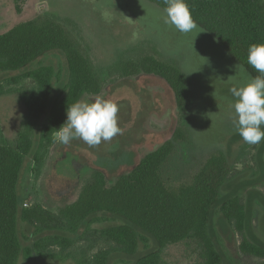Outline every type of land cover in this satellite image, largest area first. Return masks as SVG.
I'll return each mask as SVG.
<instances>
[{"label":"rangeland","instance_id":"obj_1","mask_svg":"<svg viewBox=\"0 0 264 264\" xmlns=\"http://www.w3.org/2000/svg\"><path fill=\"white\" fill-rule=\"evenodd\" d=\"M20 8L17 13L12 0H0V34L39 18L61 24L89 57L102 83L98 96L119 106L118 124L122 129V134L96 147L80 139L69 145L53 139L51 145L42 146L39 162H29L21 178L23 208L38 205L58 215L77 200L95 169L101 170L111 184L129 169L121 158L125 152L131 151L127 155L139 160L163 142L173 141L180 130L182 139L174 140L173 150L162 166L163 180L171 186L190 184L208 157L223 152L231 172L211 214V237L223 256V264H261V260L242 254L239 246L245 236L264 247V140L249 145L235 130V98L230 89L243 86L251 77L236 69L238 64L229 59L224 48L208 33L182 34L165 25V12L144 0H25ZM146 57L179 66L188 87L180 107L175 106L172 92L162 80L147 75L122 76L124 64ZM61 62L60 57L51 56L41 64L60 68ZM11 75H0V81L10 80ZM4 86L0 94V131L8 146L15 149L26 130L37 145L36 129L27 125L25 106V98L35 92L34 82ZM96 97L83 95L79 101L91 103ZM234 196L247 210L243 235L219 213L220 203ZM117 223L82 226L76 233L66 234L73 243L69 247H50L41 256L33 254L29 262L20 259L18 264H76L85 253L110 249L113 245L94 230ZM21 228L28 232L26 227ZM163 258L167 264H202L199 247L190 241L169 246ZM133 261L124 255H112L110 263Z\"/></svg>","mask_w":264,"mask_h":264},{"label":"trees","instance_id":"obj_2","mask_svg":"<svg viewBox=\"0 0 264 264\" xmlns=\"http://www.w3.org/2000/svg\"><path fill=\"white\" fill-rule=\"evenodd\" d=\"M12 1L20 13L25 0ZM144 1L164 12V0ZM186 3L198 27L224 48L229 59L242 65L251 78L258 76L247 63V56L250 45L264 44V0ZM51 56L60 57V68L41 64ZM121 72L124 78L147 75L162 80L171 90L177 108L188 92L186 79L175 63L146 57L124 64ZM2 74L12 75L10 80L0 81V94L4 85L25 80L35 84V92L25 98V106L27 125L36 129L37 145L26 130L12 149L0 131V264H18L20 259L29 262L33 254L41 256L50 247H69L73 243L66 234H74L82 226L115 222L118 223L94 230L113 246L85 253L76 264H111L112 255L134 258L132 264H167L164 251L187 241L199 247L202 264H223V256L210 234V219L229 181L231 166L226 155L219 152L206 159L190 184L168 185L161 170L174 140L182 139L180 130L173 141L163 142L139 160L127 155L131 151L125 152L121 158L129 169L111 184L101 170L95 169L77 200L58 215L38 205L23 208L20 183L28 163H38V150L52 144L55 131L65 123L67 107L83 95L98 96L102 83L82 46L61 24L49 18L20 23L0 34ZM219 213L236 232L244 234L247 210L238 196L222 201ZM239 249L264 264L263 246L242 236Z\"/></svg>","mask_w":264,"mask_h":264},{"label":"clouds","instance_id":"obj_3","mask_svg":"<svg viewBox=\"0 0 264 264\" xmlns=\"http://www.w3.org/2000/svg\"><path fill=\"white\" fill-rule=\"evenodd\" d=\"M164 24L174 27L182 34L202 33L192 17L186 0H164ZM196 36V37H197ZM247 63L259 75L243 86L230 89L235 98L232 107L235 113L234 125L243 142L257 145L264 140V44H252L248 48ZM236 69L243 71L238 64ZM232 78V77H230ZM119 106L97 96L94 102L77 101L66 109L65 123L55 131L54 139L63 145L80 139L89 147L110 142L122 134L118 124Z\"/></svg>","mask_w":264,"mask_h":264}]
</instances>
